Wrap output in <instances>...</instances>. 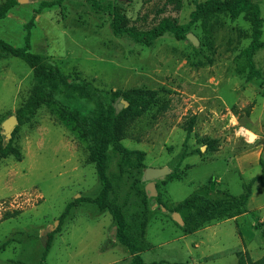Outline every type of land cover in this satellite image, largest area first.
Returning a JSON list of instances; mask_svg holds the SVG:
<instances>
[{"label":"rangeland","instance_id":"obj_1","mask_svg":"<svg viewBox=\"0 0 264 264\" xmlns=\"http://www.w3.org/2000/svg\"><path fill=\"white\" fill-rule=\"evenodd\" d=\"M201 1L101 0L120 8L137 30L166 18L186 25ZM252 1L263 19V45L252 55L259 75L252 79L245 53L252 28L244 13L215 14L192 24L186 35L193 34L197 44L169 31L149 44L115 35L111 12L88 0H17L0 20V40L28 45L69 81H89L106 107L119 98L111 97L118 90L158 92L157 102L128 123L120 140L145 153V167L111 149L107 160V177L126 220L144 214L147 219L143 241L134 232L145 264H239L240 254L251 261L264 257V189L258 183L241 215L191 233L172 218L175 206L202 188L208 186L215 198L238 195L244 182L260 174L257 155L244 167L237 162L254 143L264 146V0ZM33 85V70L23 60L0 58V146L12 140L23 156L0 161V264H130L133 254L118 241L115 221L93 202L102 184L88 141L62 116L69 102L82 113L95 105L58 94L30 115L25 101ZM9 115L17 119L10 138L2 128ZM147 167L170 170L165 182L156 181L155 198L144 195Z\"/></svg>","mask_w":264,"mask_h":264},{"label":"trees","instance_id":"obj_2","mask_svg":"<svg viewBox=\"0 0 264 264\" xmlns=\"http://www.w3.org/2000/svg\"><path fill=\"white\" fill-rule=\"evenodd\" d=\"M90 4L98 10H108L112 14V30L115 35H127L138 43L149 44L155 38L163 35L166 31L173 34L176 39L186 37L190 26L198 21L203 23L212 15L226 13L231 16H237L244 13L245 18L250 22L252 28V40L245 53L251 65L252 71L248 74V79L259 75L258 70H254L252 55L259 47L263 45L260 40L262 35L263 19L261 17L260 7L252 0H205L196 3L194 10L190 13V21L186 25L177 24V22L168 18L163 19L158 25L149 30H137L129 26L124 13L116 5L107 3L102 4L101 0H88ZM179 3V0H172ZM17 0H5L0 4V20L6 16ZM9 56L18 57L23 60L33 70L34 85L30 95L25 101L26 111L34 115L43 105H50L56 101L58 94L68 100L81 98L93 102L95 109L82 113L71 103L62 107V116L65 119L73 121L75 127H78L82 136L88 141L89 160L94 165L98 179L102 184V189L93 202L101 210H106L111 215L117 226V239L125 245L133 258L130 264H145L138 255L142 246L138 244V239L134 232H138L140 240L143 241L146 233L147 219L144 215L135 216L139 220L127 221L122 207L117 202L116 192L111 189V181L107 177V160L109 149L119 155L132 156L140 168L145 167V153L141 150H130L121 142L125 136L128 123L141 116L152 105L157 102L158 92L154 90L132 89L127 91H115L111 94L113 99L122 97L128 102V106L115 112L113 105H104L105 102L101 93L85 79H73L65 75L59 68L52 63L43 62L40 55L30 52L28 45L15 47L0 40V58ZM24 114V113H23ZM21 117V116H20ZM22 123V119H19ZM17 132V127L13 132V137ZM9 156L16 160L23 159L20 150L10 140L3 146H0V161ZM260 174L243 183V190L238 195H232L227 192L219 197L209 196V187L202 188L193 193L188 198L179 202L174 212H180L183 216V230L191 233L202 226L217 220L230 219L241 215L247 210L249 198L252 195V187L255 183L260 184L264 189V148L259 159ZM169 178H174L171 174ZM176 178V176H175ZM167 180V179H166ZM162 182H165L163 180ZM158 189V185H156ZM146 192L144 193V195ZM158 196V195H157ZM73 203L67 205L60 218H63ZM163 206V204H162ZM141 220V221H140ZM237 229L238 225L236 224ZM257 229L259 226L257 225ZM264 237V229H260ZM51 238V233L48 234ZM50 249V241H47L42 258L45 259ZM239 264H264V257L251 261L240 254Z\"/></svg>","mask_w":264,"mask_h":264},{"label":"water","instance_id":"obj_3","mask_svg":"<svg viewBox=\"0 0 264 264\" xmlns=\"http://www.w3.org/2000/svg\"><path fill=\"white\" fill-rule=\"evenodd\" d=\"M24 1L26 0H18L19 3ZM186 38L192 41L194 44L198 43L197 38L191 33H188L186 35ZM113 106L115 108V112L118 113L121 109L128 106V102L122 99L121 97H119L118 99H116ZM16 124H17V119L14 115H9L6 119H4V121L2 122V128L4 130L6 137L10 138L12 136V132ZM169 173L170 170L167 167H163V168L147 167L144 169L142 181L146 182L144 186V190L148 197L151 198L157 197L158 191L156 188V181L163 180L165 175H168ZM163 210H165L164 207ZM172 218L180 225L184 223L178 212H173Z\"/></svg>","mask_w":264,"mask_h":264},{"label":"crops","instance_id":"obj_4","mask_svg":"<svg viewBox=\"0 0 264 264\" xmlns=\"http://www.w3.org/2000/svg\"><path fill=\"white\" fill-rule=\"evenodd\" d=\"M264 146H258L255 143L252 145V148L250 149V153L249 154H244L243 156L238 157V164H240V166H246L249 164V161L255 156H258V159H260V153L262 151Z\"/></svg>","mask_w":264,"mask_h":264}]
</instances>
